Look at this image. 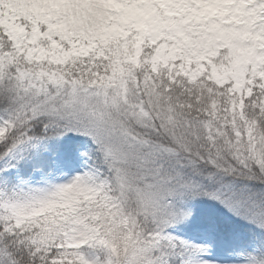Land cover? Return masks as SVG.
Wrapping results in <instances>:
<instances>
[{"label":"snow or ice","instance_id":"6c2138e0","mask_svg":"<svg viewBox=\"0 0 264 264\" xmlns=\"http://www.w3.org/2000/svg\"><path fill=\"white\" fill-rule=\"evenodd\" d=\"M0 264H264V0H0Z\"/></svg>","mask_w":264,"mask_h":264}]
</instances>
